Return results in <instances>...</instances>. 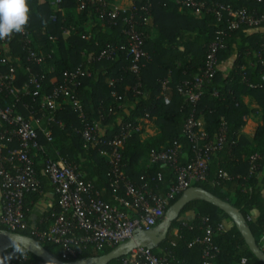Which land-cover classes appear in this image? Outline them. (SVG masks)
<instances>
[{
	"label": "trees",
	"instance_id": "obj_1",
	"mask_svg": "<svg viewBox=\"0 0 264 264\" xmlns=\"http://www.w3.org/2000/svg\"><path fill=\"white\" fill-rule=\"evenodd\" d=\"M49 1L28 0L31 19L26 29L31 33L39 50L44 53L52 52L50 58L39 65H34V70L44 77L37 94L25 97V101L36 106V102H32V97L39 101L41 95L49 94L53 85L62 82L65 71H71L79 66L91 70L90 76L79 79L77 87L72 89L73 94L80 100L87 117H96L99 109L105 111L104 128L105 125L110 124L108 130L103 132L105 136L113 133L119 122L128 121L140 125L139 130L133 132L126 140L122 149L125 172L136 183L140 182L141 176H144L151 186L158 188H162L166 179L172 178V173L167 165L150 163V153L177 142L181 144L180 161L184 163L193 155L192 144L182 132L187 118L190 116L202 118V128L209 138L217 133L221 123L224 122L226 143L213 154L208 165L207 180L193 185L201 187L238 209L253 233L257 246L261 249L259 242L261 238L264 239V180L259 182L258 176L264 168V159L258 160L256 169L251 171L250 157L253 154H264V82L260 79L261 66L256 56L264 28H243L228 34L225 38V48L217 53L216 73L205 85L201 100L193 106L177 94L174 85L182 79H191L200 73L207 44L216 30L210 14L199 17L185 8H181L184 12L179 11L180 6L174 0H134L138 15H150L162 38L159 41L145 38L144 47L149 58L143 62L140 70L143 93L136 96L132 92V87L137 78L132 72L125 70L127 61L121 54L112 60L93 59L98 56L105 44L123 40L120 36V27L104 25L96 15V7L89 4L80 8L77 0H62L63 12L58 15L57 21L53 22L50 20L53 10ZM206 1L230 4L233 8L246 7L249 11L264 10V3L245 0ZM145 4L148 6V12L139 9ZM185 12H190L192 15ZM62 19H64L63 23ZM70 26L74 27L75 31L63 36L62 27ZM243 30L250 31L251 35L243 38L240 36ZM50 37H54L55 40H51ZM179 47L183 49L180 50ZM6 52L17 56L22 62L25 61L24 54L17 48V38L10 41L8 49L4 50L0 47V55H5ZM233 53L235 58L232 66L227 73H224L222 65L233 57ZM250 54L254 66H246L245 70H242L241 67L247 64L245 58L247 59ZM17 74L20 83L24 80V75L19 66H17ZM243 78L253 86L249 87ZM165 79L168 80V84L165 93L161 95V81ZM111 81L113 85L110 84ZM30 89L32 93L33 88ZM114 91L123 97L121 101H117L112 96ZM164 95L168 97V103L164 102ZM244 95L253 97L261 112L260 123L254 130L250 144H247L246 136L241 134L246 119L251 113V109L243 103ZM119 104L121 108L118 107ZM55 117L62 125H52L51 143H48L39 132L38 139L46 146V155L54 157L55 150L58 151L61 156L76 163L84 180L93 183L95 177L96 188L99 185L107 186L109 189L108 160L99 155L97 148H84L83 141L76 132L83 123L78 113L66 103L57 110ZM145 117L154 123L158 131L155 135L142 138L143 124L139 120ZM42 158L43 154L35 158V168L42 188L40 192L26 195L25 203L29 208L37 202L42 192L49 189L45 177L40 174L41 166L38 162L42 161ZM83 164L92 166V169L86 172ZM220 172L225 173L226 177L219 176ZM157 174H161L160 180ZM179 197L172 200L169 207ZM253 208L257 210L256 216L251 215ZM189 211L195 214L192 219L185 217ZM202 216H208L213 226L224 220L231 222L228 229L216 232L212 237L213 244L219 250L216 264H241L242 259H245L244 264H264L249 250L243 236L228 215L202 199L193 200L184 206L181 214L171 221L166 237L158 245H151L153 251L159 254L169 252L172 257L170 264H201L203 246L195 239L204 235ZM46 218L36 226L44 227ZM183 221L185 225H182ZM174 228L178 230L177 234L172 233ZM3 229L0 226V230ZM19 233L37 240L53 256L64 261L57 244L39 241L30 228ZM110 250L112 249L104 248L97 252L94 248L88 247L77 260H87ZM261 250L264 252V249ZM11 251L12 248L0 250V255H6ZM28 256L37 264L44 263L30 252ZM8 264H21V262L14 257ZM108 264H121V258L112 260Z\"/></svg>",
	"mask_w": 264,
	"mask_h": 264
},
{
	"label": "built area",
	"instance_id": "obj_2",
	"mask_svg": "<svg viewBox=\"0 0 264 264\" xmlns=\"http://www.w3.org/2000/svg\"><path fill=\"white\" fill-rule=\"evenodd\" d=\"M77 1L80 8L89 4L96 7V15L104 25L120 27L123 40L105 44L93 59L112 60L121 54L127 61L125 70L132 72L137 78L132 92L136 96L142 95L140 70L143 62L149 58L144 47L148 16H139L134 4L125 7L118 0ZM174 1L179 4L180 9H188L199 17L210 14L216 28L213 38L207 44L200 73L191 79H182L174 85L177 94L194 106L201 100L205 85L216 73L217 53L225 48V38L229 33L243 28H264V10L249 11L246 7L233 8L230 4L206 0ZM245 1L264 3V0ZM61 2L62 0L49 1L53 10L50 20L53 22H56L58 15L63 12ZM139 9L148 12L147 4ZM63 21L64 19L61 22ZM74 31L72 26L62 27L63 36ZM14 38H17V48L24 54L25 61L22 62L20 58L8 52L0 55V226L4 228L0 230V234H3V231L19 232L30 228L39 241L57 244L64 262H75L88 247L97 252L104 248L114 249L158 226L164 221L172 200L181 196L194 183L207 180L208 165L213 154L226 143L224 122L217 133L209 138L199 118L188 117L182 132L192 144L191 159L184 163L180 161L182 148L177 142L152 151L149 162L169 166L172 180L165 188L151 186L144 176L136 183L125 172L122 149L126 140L133 132L139 130L140 125L128 121L119 122L113 133L105 136V111L99 109L96 117H87L80 100L73 94L72 89L77 87L79 79L91 75V70L81 66L63 72L62 82L53 85L51 92L41 95L39 101L32 97L36 106L25 101V97L37 94L43 81V74L35 71L34 65L50 58L52 51L44 53L39 50L27 29L22 34H14L11 39L0 41V47L8 49L10 41ZM50 39L55 40L54 37ZM256 56L261 66L260 79L264 82V35L260 38ZM17 66L21 67L24 75V80L20 83ZM243 80L247 81L245 78ZM246 83L249 87L253 86L248 81ZM110 84L113 85V81ZM167 84V79L161 81V95L165 93ZM30 88H33L32 93ZM112 96L117 101L123 99L115 91ZM164 102H169L166 95ZM66 103L70 104L83 122L76 132L82 139L84 148L95 147L99 155L108 160V187L113 204L103 198L91 181L83 179L76 163L61 156L58 151L54 157H48L45 145L39 142V132L48 143L52 142V125H62L56 120V112ZM118 107L121 108V104ZM144 120L149 119L145 117L139 122ZM40 154H43L40 174L45 177L56 195L57 211L44 220V227L31 228L28 223L31 208L25 203V197L41 191V180L35 168V158ZM260 159H264V154L251 155V171L256 169ZM157 176L158 180L162 178L161 174ZM219 176L226 177V174L220 172ZM201 223L204 235L195 239L203 246L201 264H216L219 250L213 244L212 237L216 232L224 230L223 224L217 223L213 226L208 216H202ZM185 224L183 221L182 225ZM171 258L169 252L155 253L151 245H143L137 241L133 248L121 257V264H170ZM17 260L21 264H37L28 255L17 257ZM244 263L245 259H242L241 264Z\"/></svg>",
	"mask_w": 264,
	"mask_h": 264
},
{
	"label": "water",
	"instance_id": "obj_3",
	"mask_svg": "<svg viewBox=\"0 0 264 264\" xmlns=\"http://www.w3.org/2000/svg\"><path fill=\"white\" fill-rule=\"evenodd\" d=\"M197 199H202L206 202H209L226 213L243 236L249 250L257 257L259 261L264 263V252L257 246L254 235L247 227L245 218L239 212V210L227 201L221 200L201 187L195 185L187 188L184 193L171 204L165 213L164 221L158 226L146 231L143 235L122 243L109 252L96 257L89 258L87 260H77L75 262H64L53 256L37 240L19 232L6 231H3V234H0V250L11 248L9 246L10 241L8 239V235L5 233H18L28 237L34 243L37 249L31 250L30 253L35 257L40 258L45 264H108L110 261L119 259L126 255L128 251L133 248L137 241L141 242L143 245H158L169 232L171 221L181 214V211L186 204Z\"/></svg>",
	"mask_w": 264,
	"mask_h": 264
},
{
	"label": "crops",
	"instance_id": "obj_4",
	"mask_svg": "<svg viewBox=\"0 0 264 264\" xmlns=\"http://www.w3.org/2000/svg\"><path fill=\"white\" fill-rule=\"evenodd\" d=\"M118 1L125 7H129L133 4H135L134 0H118ZM179 11H182V10L179 8ZM182 12H184V11H182ZM185 13L192 15L190 12H185ZM250 35H251V32L248 30H243L240 34V36H243V38H248ZM147 37H149V39L155 40V41L162 40L160 33H159V30H158L157 26L153 23V18L150 15H148V17H147ZM163 42L166 44L165 40H163ZM246 42H248V41H246ZM179 49L182 50L183 48L179 47ZM253 56H254V54H253ZM234 58H235V54L233 53V57H231L230 60H228L227 62H225L222 65V71L224 73H227L229 71L230 67L232 66V62H233ZM245 60H246L247 64L244 65L243 67H241L242 70H245L246 66H254V64L252 62V55L251 54L248 55L247 59L245 58ZM242 100H243V103L246 104L251 109V113L248 115V117L246 119V124L241 130V134L246 136V139H248V143L247 142L246 143L250 144L251 140H252V136L254 134V130L256 129L258 124L260 123L261 112H260V109L258 107V104L254 100V98L251 97L250 95H244L242 97ZM199 120H200L201 124H203V119L199 118ZM149 122H152V121H150V120L142 121V124H143V133L141 134L142 138L152 136V135L147 134L148 128H146V127H147V124ZM109 126H110V124L105 125L104 131L108 130ZM155 130L157 131L156 127H155ZM155 134H153V135H155ZM45 150L47 151L46 146H45ZM56 152L57 151L55 150L54 156H55ZM83 160L84 159H82V162H83ZM41 162H42L41 160L38 162V163H40V166H41ZM84 165L85 164H83V166ZM84 167H86L85 171L88 172V171H90V168L92 166H88V164H87ZM171 179L172 178L166 179L163 182L162 187L165 188L171 182ZM93 180H94L93 184L97 182V178L94 177ZM262 180H264V168L261 170V172L259 173V176H258V181L260 182ZM48 188L49 189L47 191L42 192V194L40 195L37 202L34 203L32 208H31V212L28 216V223H29V226L31 228L36 226L37 223L41 222V220H43V218H46V217L48 218L57 211L56 195L49 185H48ZM97 189L101 192L102 196L105 198L106 201L110 202L111 204L114 203L112 194H111L110 190L107 188V186L104 187V186L98 185ZM263 195H264V189H263ZM194 215L195 214L193 211H189L185 214V217L188 219H192L194 217ZM251 215L256 216L257 210L254 208L251 209ZM222 224H223L224 230L228 229L231 226L230 220H224L222 222ZM177 232L178 231L176 229L172 230L173 234H177ZM259 244H260L261 249H264V239L263 238H261Z\"/></svg>",
	"mask_w": 264,
	"mask_h": 264
},
{
	"label": "clouds",
	"instance_id": "obj_5",
	"mask_svg": "<svg viewBox=\"0 0 264 264\" xmlns=\"http://www.w3.org/2000/svg\"><path fill=\"white\" fill-rule=\"evenodd\" d=\"M31 9L28 0H0V41L11 39L14 34H22L30 23ZM8 235L12 251L0 255V264H8L14 257H26L37 249L26 236L18 233Z\"/></svg>",
	"mask_w": 264,
	"mask_h": 264
},
{
	"label": "rangeland",
	"instance_id": "obj_6",
	"mask_svg": "<svg viewBox=\"0 0 264 264\" xmlns=\"http://www.w3.org/2000/svg\"><path fill=\"white\" fill-rule=\"evenodd\" d=\"M146 128H148V130H147V134L148 135H153V134H155L158 131V130L157 131L155 130V126H154V124L152 122H149L147 124Z\"/></svg>",
	"mask_w": 264,
	"mask_h": 264
}]
</instances>
